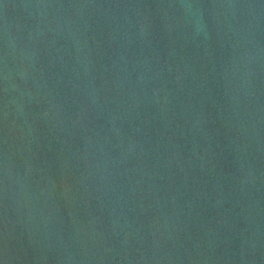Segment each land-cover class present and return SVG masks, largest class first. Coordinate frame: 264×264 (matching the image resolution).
<instances>
[{"label": "water", "instance_id": "1", "mask_svg": "<svg viewBox=\"0 0 264 264\" xmlns=\"http://www.w3.org/2000/svg\"><path fill=\"white\" fill-rule=\"evenodd\" d=\"M0 264H264V0H0Z\"/></svg>", "mask_w": 264, "mask_h": 264}]
</instances>
